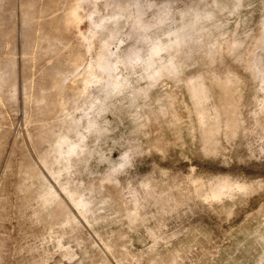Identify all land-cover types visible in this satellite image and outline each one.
<instances>
[{"label": "rangeland", "instance_id": "1", "mask_svg": "<svg viewBox=\"0 0 264 264\" xmlns=\"http://www.w3.org/2000/svg\"><path fill=\"white\" fill-rule=\"evenodd\" d=\"M0 264H264V0H0Z\"/></svg>", "mask_w": 264, "mask_h": 264}]
</instances>
